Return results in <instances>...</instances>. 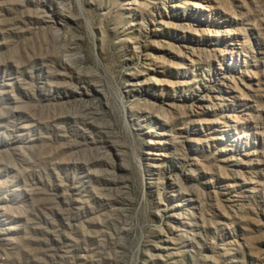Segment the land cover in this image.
Returning a JSON list of instances; mask_svg holds the SVG:
<instances>
[{
    "label": "rangeland",
    "instance_id": "374dc122",
    "mask_svg": "<svg viewBox=\"0 0 264 264\" xmlns=\"http://www.w3.org/2000/svg\"><path fill=\"white\" fill-rule=\"evenodd\" d=\"M0 264H264V0H0Z\"/></svg>",
    "mask_w": 264,
    "mask_h": 264
}]
</instances>
